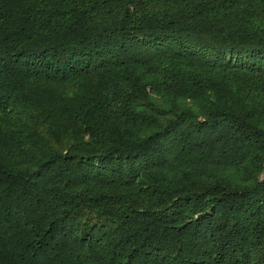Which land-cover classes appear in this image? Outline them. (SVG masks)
Instances as JSON below:
<instances>
[{
	"label": "trees",
	"instance_id": "16d2710c",
	"mask_svg": "<svg viewBox=\"0 0 264 264\" xmlns=\"http://www.w3.org/2000/svg\"><path fill=\"white\" fill-rule=\"evenodd\" d=\"M0 264H264V0H0Z\"/></svg>",
	"mask_w": 264,
	"mask_h": 264
}]
</instances>
